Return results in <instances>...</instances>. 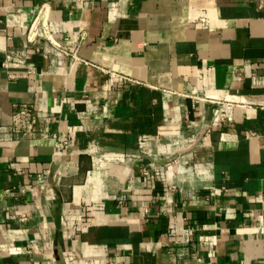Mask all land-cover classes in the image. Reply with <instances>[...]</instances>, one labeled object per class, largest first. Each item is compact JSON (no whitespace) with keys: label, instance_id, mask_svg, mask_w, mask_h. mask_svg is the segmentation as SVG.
Here are the masks:
<instances>
[{"label":"crops","instance_id":"0c3cea01","mask_svg":"<svg viewBox=\"0 0 264 264\" xmlns=\"http://www.w3.org/2000/svg\"><path fill=\"white\" fill-rule=\"evenodd\" d=\"M23 106L0 264H264V0H0V127Z\"/></svg>","mask_w":264,"mask_h":264},{"label":"built area","instance_id":"2783aa9c","mask_svg":"<svg viewBox=\"0 0 264 264\" xmlns=\"http://www.w3.org/2000/svg\"><path fill=\"white\" fill-rule=\"evenodd\" d=\"M39 14H42L40 11ZM43 28V21L36 18L34 23L31 25L28 31V38L32 42L33 38L37 36L39 30ZM75 57V54H72ZM190 98L193 100V107L196 108V102L207 101L204 96L196 91L189 94ZM203 118V117H202ZM219 121H224L226 119V106H222L217 114ZM41 122V117L37 114L34 109L30 106H23L13 115L12 125L9 127H0V145L3 143H14L20 141L27 135L31 134L38 124ZM56 149L58 151L68 150L75 143V136H70L68 138L56 137ZM156 170L160 175V180L168 185L169 191H174L177 189V183L175 181L176 176L180 179H184L186 175L190 174L193 170L192 166L182 164L178 161L168 162L165 164H156ZM144 175L147 178L152 177L151 173L147 170H143ZM147 211V210H146ZM26 216H21V221H25ZM115 264V263H111Z\"/></svg>","mask_w":264,"mask_h":264}]
</instances>
